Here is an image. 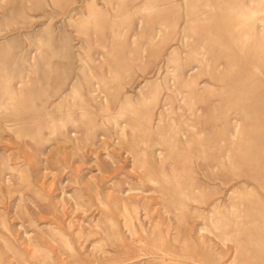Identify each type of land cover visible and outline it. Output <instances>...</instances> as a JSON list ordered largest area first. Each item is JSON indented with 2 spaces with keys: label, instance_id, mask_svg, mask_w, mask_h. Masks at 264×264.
<instances>
[{
  "label": "rangeland",
  "instance_id": "rangeland-1",
  "mask_svg": "<svg viewBox=\"0 0 264 264\" xmlns=\"http://www.w3.org/2000/svg\"><path fill=\"white\" fill-rule=\"evenodd\" d=\"M0 13V264H264V0Z\"/></svg>",
  "mask_w": 264,
  "mask_h": 264
},
{
  "label": "bare ground",
  "instance_id": "bare-ground-1",
  "mask_svg": "<svg viewBox=\"0 0 264 264\" xmlns=\"http://www.w3.org/2000/svg\"><path fill=\"white\" fill-rule=\"evenodd\" d=\"M254 13H255V11H253ZM260 12H262V10L260 11ZM257 13V12H256ZM0 14H4V13H0ZM260 21H262V20H260ZM196 26V25H195ZM154 29V28H153ZM173 46V45H172ZM187 73V72H186ZM185 87H189V86H185ZM96 88V87H95ZM103 102V101H102ZM104 104V103H103ZM258 113H261V111L259 110V111H257ZM213 117V116H212ZM99 121V120H98ZM97 121V122H98ZM234 131V130H233ZM182 133V132H181ZM112 134V133H111ZM100 136V135H99ZM105 147H106V145H105ZM108 148H110V147H108ZM57 157V156H56ZM236 184V183H235ZM232 187H233V185H232ZM235 187V186H234ZM233 189V188H232ZM226 194V193H225ZM186 195V194H185ZM215 202V201H214ZM217 203V202H216ZM211 206V205H210ZM146 211V210H145ZM216 212V211H215ZM199 214V213H198ZM208 214H209V212H208ZM212 214V213H211ZM146 215V214H145ZM213 215V214H212ZM211 215V216H212ZM196 216V215H195ZM199 216V215H198ZM218 216V215H217ZM143 217V216H142ZM197 217V216H196ZM213 217V216H212ZM216 217V216H215ZM219 217V216H218ZM221 218V217H220ZM147 219V218H146ZM211 219H213V218H211ZM151 220V219H150ZM214 220H216V219H214ZM221 220H223V218L221 219ZM216 221H218V222H220L219 221V218H218V220H216ZM216 221L214 222V225H215V223H216ZM225 221V220H224ZM224 221H222V222H224ZM213 223V222H212ZM149 225V224H148ZM152 225V224H151ZM223 224L221 223V226H222ZM217 226V224L215 225V227ZM224 226V225H223ZM140 227V226H139ZM196 227V226H195ZM204 228V227H203ZM217 228V227H216ZM219 228V227H218ZM222 227H220V229H221ZM224 228V227H223ZM225 228H227V227H225ZM219 230V229H218ZM224 230V229H223ZM197 231V230H196ZM201 231V230H200ZM222 231V230H221ZM197 233V232H196ZM217 234H218V232H216ZM220 233V232H219ZM225 234V233H224ZM230 235V234H229ZM217 236H220V235H217ZM221 237V236H220ZM223 238H224V236H223ZM226 238V237H225ZM224 238V239H225ZM229 239H231L230 238V236H229ZM157 240V239H156ZM221 240V239H220ZM226 240L227 241H230V240H228L227 238H226ZM234 241H235V239H234ZM222 242H223V240H222ZM164 243V242H163ZM224 243V242H223ZM260 247V249H262V247L261 246H259ZM263 250V249H262ZM262 256L264 257V255L262 254L261 255V258H262ZM263 259V258H262ZM260 262V261H259ZM192 263V262H191Z\"/></svg>",
  "mask_w": 264,
  "mask_h": 264
}]
</instances>
